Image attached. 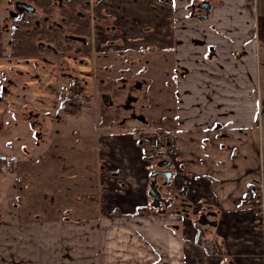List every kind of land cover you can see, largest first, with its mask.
<instances>
[{
    "label": "crops",
    "instance_id": "0c3cea01",
    "mask_svg": "<svg viewBox=\"0 0 264 264\" xmlns=\"http://www.w3.org/2000/svg\"><path fill=\"white\" fill-rule=\"evenodd\" d=\"M201 1L94 0L93 39L96 45L104 39L114 41L123 50L153 46L160 53L173 54L176 122L177 129L181 131L176 134L185 135L193 143H197L192 140L198 138L204 154L210 148L208 142H213L211 137H218V147L222 145L238 154L235 161L232 160V166L251 174L246 178L252 185L250 191L255 192L253 185L257 181H253V169L257 170L256 180L264 187V157L260 155L264 139L259 124L262 120L264 79L258 71V47L261 41L264 42V26L261 33L256 32L257 26L264 25V18L257 21L254 0H208L212 6L211 16L207 20L191 17L189 9ZM100 19L103 20L101 25ZM110 20L112 24L109 25ZM106 25L111 27L107 31ZM109 31L112 33L109 34ZM103 48L96 57L107 58L106 47ZM9 50V46L4 49L5 55ZM66 51L44 52L27 58H0L1 109L10 114L16 108H24V119L37 127L33 131L34 137H28L31 148L24 147L25 160L16 161L14 165L9 161L6 167H14L16 177L23 179L19 184L16 182L21 189L26 185L33 186V189L39 190L40 196L61 193L59 199L66 200L69 206V211L64 209L67 211L65 214L73 213L68 195L75 191L79 200L81 197L86 200V205H92L87 216L92 219L80 223L75 222L71 215L66 222L48 223V216L41 218L25 214L11 222H0V264H258L251 253L256 254L261 249L262 254L264 246V208L261 210L256 206L258 201L253 204L248 200L241 206L234 205L223 214L211 210L214 220H207V224L196 220L204 228V237L198 242L197 228L191 221L189 209L178 213L172 211V214L158 211L139 214L138 207L124 212L108 208V218L97 219L100 213L96 209V200L89 198L95 199L97 174L100 177L101 171L112 163L102 153L121 155L120 145H109L101 153L99 146H88L86 142L80 147L79 141L75 145L73 139H64L62 135L58 138L54 134L58 133L56 129L52 135H47L49 128L45 130L42 116L46 114L43 113L44 108L39 99L31 101L26 91L43 87L46 94L49 81H56L53 77L64 72L55 69L60 65L58 61L66 65L69 56H76ZM78 55L83 58L73 61L83 65L85 55L82 52ZM86 57L91 60L90 56ZM104 63L105 70L108 60L105 59ZM74 83L68 81L61 86L62 100L70 101L69 89ZM60 107H63L61 103ZM64 112L65 115L70 113L68 109ZM122 132L114 131L112 135L99 137L104 142L111 141ZM220 134H224L222 138ZM13 136L14 127L6 134L7 139ZM48 136L53 139L46 147ZM5 140L3 147L13 152L10 147L13 143L9 142L10 139L5 143ZM126 140L132 139L127 136ZM203 140H207L206 144ZM130 147L134 155L124 154L122 159L132 164L124 161L122 167L119 166L123 170L121 175H125L124 180L129 178L126 173L134 175L135 170L130 168L141 170L146 163L144 153L134 145ZM188 167L184 164L183 170L187 171ZM208 168L213 170L211 166ZM115 169L121 172V169ZM212 174L216 176L219 173L215 171ZM113 175L114 184L120 189V184L116 182L119 175ZM200 175L188 181L186 175L179 174L180 182L175 183L186 186V202L191 203L194 195L202 194V187L193 183L200 185V179H204L206 187V173ZM223 178L221 181L225 182ZM90 182L92 188L89 185L82 187V195L79 196L80 189L74 188V185ZM222 194L223 190L221 198ZM247 194L252 196L251 192ZM237 195L240 199L241 194ZM145 196L148 197L146 193ZM254 196L259 200L261 194ZM146 201L149 203L148 198ZM112 213L116 215L112 216ZM206 225L211 226V231L206 230ZM205 236L215 237L207 243L216 250L213 255L202 246ZM262 262L264 264V259Z\"/></svg>",
    "mask_w": 264,
    "mask_h": 264
},
{
    "label": "rangeland",
    "instance_id": "374dc122",
    "mask_svg": "<svg viewBox=\"0 0 264 264\" xmlns=\"http://www.w3.org/2000/svg\"><path fill=\"white\" fill-rule=\"evenodd\" d=\"M15 2L16 0L0 1V30H3V36L1 39L3 49H7L8 46H10V29L12 28L11 16L15 15ZM25 3L33 5L31 1H25ZM58 5L59 4L55 3V9L52 15H50L54 17L52 18V20H45L44 13L40 12L38 9H34L32 12L26 11L28 13L24 12L23 15L18 14L17 17L21 20H31L35 28L37 27V25H40L41 22H46L50 30H52L53 28L60 29V19L58 15L59 11L57 9ZM261 31H263L262 25H260L259 29L260 33ZM41 41L45 43V45L50 43L46 40ZM258 49V71L260 70L262 78L264 79V42L261 41L260 47H258ZM77 58L83 57L79 56L78 54L72 57L69 56L67 58L68 64L66 65H64V63H61V61L59 60L58 64L60 65L56 66L55 69L64 72L62 74H57L56 76H54L53 74V78L56 81H49V86L46 89L47 93H44L43 87L38 89L30 88L29 90H26L28 98L33 102H37L38 99L40 100L39 103H41V107L44 108L43 113H46L42 114V116L44 117L43 119L46 125L45 130L49 128L47 135H52L53 132H55L54 129H56L58 133L54 134L58 135V138L64 136V139H73L74 142L76 141L75 145H77V141H79L80 147H83L86 142L88 146L92 145L95 146V148L99 146L101 148V153L103 152V149L108 147L109 145H120L119 150L121 155H107L102 153V155H104V157H106V159L110 160L112 163L107 167L105 174L101 173L100 177H98L99 173L97 174V190L94 193L95 199L89 198V200H96V209H99L98 214L100 213V217H98L97 219L103 217L108 218V208H112L115 210L121 209V212L139 208V214H146L147 211H149L150 213H155L154 208L150 205V203L146 201L149 196L146 198L145 193L148 195L149 186L145 182V180L147 179V172L154 168L158 156L153 157V159L150 160L151 163L149 164V166L145 163L144 167H141V170L140 168L135 167L130 168L135 170V173H133L134 175H129L126 173V176H129L128 180H124L125 175H121V173H123V170L119 166L122 167V165L124 164L123 162L125 161V159H122L124 154H126V156L134 155L129 148H131L130 146L132 145H136L134 140L135 137L138 139L139 137H142L152 142L160 139L159 137H152V134L155 132V130L175 129L177 127L175 110V97L177 96L173 91V80L174 76L176 75L175 73H173V54H149L145 56L144 59L146 60L144 62H139L141 56L131 57L130 55H128L127 58L124 59V61L126 59L133 60V64H135L134 70L140 68V64L146 65L144 67V70L147 69L146 71L139 72L137 74L135 73L133 74L134 76H132L134 79L137 78L141 81L146 80V82L143 81L147 86L143 89V92H135V95H137V97L140 96V103L136 104L137 106H135V113L138 116H145L146 122L144 124L143 122H138L130 117L128 112H126L127 110L125 111L123 109H118L117 111H114V119L117 120V123L114 124V128L108 131H101V129L96 126L97 119H95L94 117L95 113H93L94 109L92 106L86 105L77 107L75 111L66 113L68 115L64 114V111H66L68 107H60V103L62 104V99L64 97L63 94H61L60 89L61 86L67 84L68 81L70 83H73L74 81L78 80V82H80L83 86L87 87L86 89H88L89 87H91L93 82V71L94 75L96 76V86L99 84L103 85L105 75H107L105 70L103 69V64H105L104 62L106 59L105 57L100 58V56H98L95 59L94 70L93 64H91L92 62L89 61L86 56H84L86 61L83 65L75 64L74 61ZM134 59L136 60L134 61ZM53 62H56V60H54ZM127 76L129 77L128 74ZM133 78L131 79L133 80ZM42 80L43 78L41 79V81ZM86 91L88 93L89 89ZM100 94L102 95V93ZM262 94L263 97L261 107H263V110L261 112L262 120L259 124L264 139V92ZM1 107L3 106H0V157L4 156L7 161L16 164V161L25 160V158L27 157L26 154H24V147L27 146V148H31V141L28 137L29 135L34 137L33 131L37 129V127L33 126L32 122H30L29 120L24 119V117L22 116V113H24V108H16L13 112L7 114L1 109ZM125 117H128L127 122L126 124H124V126L120 127L118 124L123 119H126ZM13 127L14 136L8 138L10 139L9 142L13 143V146L10 145V147L13 149L12 152L9 147L8 148L10 151H8L7 148L3 147V139H6L4 142L7 143V131L12 130ZM119 130L120 132L125 130L132 131L131 136H129L132 140L127 141L126 136H121L123 133L119 137H110L112 138V140H106V142H104L103 138L99 137L103 134H110L111 132ZM28 132H30V134H28ZM176 133L177 132L172 134L174 137H168L173 144H176L178 150H176L177 155L175 159L172 160L173 162L180 161L178 158H181V160H183V163L186 166H189L188 168H186L187 171H184L182 170V168H184L182 165V167H180L182 172H180L183 175L187 176L188 181H191L193 176H199L201 173H206L207 176L206 187L205 183H203L205 182L204 179H200L202 182L199 183L200 185L193 183L195 186L197 185L199 187H202V194L200 196L194 195V197L191 198V203L187 201L189 204H191L190 208H188L189 214L192 215L191 221H193L195 228H197L196 242H198V239H200V237H204V228L196 221L198 220L201 210L204 212V210L206 211L210 209L215 213L223 214L227 208H232L234 205L241 206L242 204H244V202H248V200L253 204L258 201V203H256V206L261 210L264 208V187L262 186V183L258 182L259 180H256V169L252 170L253 181L258 182L254 183L253 185V188H255L254 192L250 191L252 189H250V186L252 187V185L250 182H247L248 178H246L251 174H246L245 170H239L235 165L232 166L234 163H232V160L235 161V156L238 154H235L229 149H226L222 145H220L221 147H218V137H211L213 142H208V146H210V148L206 149L205 152L207 151V154H204L203 150L200 149V146L198 144V138L192 140L197 142L193 143L189 138L187 139L185 135L183 136V134L179 135ZM9 134L11 135V131L9 132ZM147 137H149V139ZM104 138L108 139L107 136H105ZM52 139L53 137L51 136L46 137V147L50 144ZM203 143L206 144L205 141H203ZM261 143H263V141ZM144 146L146 147L145 149L149 148L148 144H145ZM156 147L159 148L162 154L167 151V146L155 143V148ZM135 152H137L136 149ZM156 152L157 150L155 149L154 153ZM260 155L261 157H264V145L263 148H260ZM206 156H208V158ZM229 159H231V161ZM101 162L102 161L99 160V163L102 165ZM125 162L132 164L130 161ZM6 165L7 164L4 163V166L2 168L3 172L0 173V222H11L17 219L18 216L20 217L21 215L25 214H30L34 217L41 216V218L48 216L46 220V222L48 223L56 221L66 222L67 220L71 219V215H73V220H75V222L80 223L92 219L91 216L87 217L90 212L89 209L92 205H86V200L82 199L81 197L79 200L76 197L75 191H71V194L68 195L70 197L69 202L73 204V213L65 214V212L67 211H65L64 209H67L69 211V206H67V202H65L66 200L59 199L61 193H49L50 195L45 194L40 196L38 194L39 190H37L36 188L37 186H34L36 189H33V186L29 187L28 185H26L25 188L21 189L20 187H18L19 185H16V182L19 184L23 179L16 177L17 173L14 167L12 168L11 172L6 171ZM127 166L128 165L123 168H126ZM210 166L211 168H213V170L208 168ZM115 168L121 169V172L115 171ZM215 171L216 173H219V177L218 175L215 176L214 174H212L215 173ZM113 173L120 174L116 180V182L120 184V189H118V187H116V185L114 184L115 180L113 181L112 179L114 175H111ZM200 176L205 177V175ZM221 178H223L225 182L221 181ZM107 179L110 181H108ZM177 181L180 182L179 178H177ZM88 185L92 188V182L87 184H76L74 185V188L79 187V196H81L83 189L82 187H88ZM170 186L178 187L179 185H176V183L173 182L172 184H170ZM222 190L223 198H221L220 195ZM249 192L252 193V196H248L247 193ZM103 193L105 195H103ZM239 193L241 194L240 199H238L239 195H237ZM255 194H261L259 200L257 198H254ZM88 197L90 196L88 195ZM144 209L145 211H143ZM167 212V214H172L171 210H168ZM59 214H61L60 217L56 216ZM111 215L113 216L116 214L112 213ZM213 215L214 213H210L209 216L206 217L207 220L213 221ZM209 221H207V223ZM206 230L211 231V226L206 225ZM262 234L263 231H261V235ZM76 235H78L77 232ZM212 238H207V236H205L202 245L205 247V249V245L208 243V240H212ZM262 249V254L261 249H259L256 254L253 251L251 252L253 253L252 256L254 257H252V259L258 260V264H263L262 260L264 259V246H262Z\"/></svg>",
    "mask_w": 264,
    "mask_h": 264
},
{
    "label": "flooded vegetation",
    "instance_id": "af4514ba",
    "mask_svg": "<svg viewBox=\"0 0 264 264\" xmlns=\"http://www.w3.org/2000/svg\"><path fill=\"white\" fill-rule=\"evenodd\" d=\"M69 0H53V3H57L59 4L57 9L60 12H63L64 8L67 7L66 2H68ZM94 0H85L83 2L84 6L87 8V11L84 9L82 10H77L76 11V15L85 19L86 16L89 19V27H90V34L88 38H81L78 36H72V35H68L71 38L69 40H62L63 43H61V46L58 48H53L51 47L50 50H48V53L51 51H60L63 49H66L68 54H78V52H82V54H84L85 56H90L91 58V64H93V70L95 68V59L97 58V54L99 53V50H104L103 46L106 47V51L107 53V58L106 60H108V65L105 66V72L107 75H105V80L103 81V85L99 84L96 86V76L94 75V71H93V82L91 87H89V105L88 106H92L94 109V117L95 119H97V127L101 129V131H105V130H111L112 128H114V124L117 123V120L114 119L115 113L114 111H117L118 109H123V110H127L126 112H128V114L130 115V117L132 119H135L136 121H140L143 122V124L146 122L145 116H138L135 113V106H137L136 104L140 103V96L137 97V95H135V92H139L142 91L143 89L146 88V84H144V82H146V80H139L137 78H133L132 76H134L133 74H137L139 72H144L146 70H144V67L146 65L140 64V68H138L137 70H134V66L135 64H133V60H125V58H127L128 55H130L131 57L133 56H141V59L139 62H144L146 59L145 56L149 55V54H156V53H160L161 51H159L157 48L153 47V46H147L145 48H139L137 50H123L122 47H120L118 44H116L114 41L111 40H104L103 42L100 41V43L98 45L95 44L94 41V26H95V18L93 13V5H94ZM203 2H208L210 8H209V12L206 13L204 10H198V5L203 3ZM254 5H255V16L257 21L260 18H264V15H258L257 13V0H254ZM15 15L11 16V19L16 18L18 20L19 19L17 16L18 14H22L28 13V12H32L35 8L30 5V4H26L25 0H16L15 4ZM32 7V8H31ZM31 8V9H29ZM212 6L211 3L208 0H203L201 2H199L198 4H196L195 6L193 5L191 7L190 10V16L193 18H196V15L201 13V14H207V18L205 20H207L210 16H211V11H212ZM28 11V12H26ZM58 13V15H59ZM45 20H52V18H54L52 15V13H44ZM59 25L60 27H62L63 25V21L64 19H66L63 15H59ZM199 19V18H196ZM199 20H204V19H199ZM264 20V19H263ZM102 21L100 22V25L103 24V20H99ZM105 22V21H104ZM41 23H46V22H41ZM40 23V24H41ZM109 25L112 24V21L110 20ZM99 25V26H100ZM109 25H106L108 27L107 30H109L111 27ZM38 26V25H37ZM264 25H262L263 27ZM260 29V26H257L256 28V32L258 33ZM112 31H109V34H111ZM68 39V38H67ZM53 44V43H50ZM86 45H88V50L85 51V47ZM166 51V50H165ZM145 55V56H144ZM136 59H134L135 61ZM123 66V67H122ZM98 71V70H97ZM127 74L129 75V77L127 76ZM133 78V80L131 79ZM144 81V82H143ZM100 87H105L106 89L104 90H100ZM85 88V86L83 87V85H80V82L75 81V83L72 85V87L69 89V94L71 95L72 93H74L75 91H83V92H87L86 90H88ZM102 93V95L100 93ZM70 98V97H69ZM176 98V97H175ZM177 99V98H176ZM71 101V99H70ZM69 101V102H70ZM71 105L75 108H77L76 106H74V104H72V102H70ZM104 107L106 108V110L111 113L112 115V119L104 124L103 126H98L99 125V120H100V108ZM126 119H123L118 125L120 127L124 126V124H126L128 117H125ZM175 132H181L180 130L177 129V127L175 129H157L155 130V132L152 134V137L155 138H160L159 140H155V141H148L145 138L139 137L136 138L135 137V144L134 146L137 147V149L141 150L144 153L145 156V162L148 164L151 163V159H153V157H157V162L154 166V168L152 170H150L149 172H147V184H148V189H150V187H155L156 191L159 193V197H157L158 199L156 201H154V199L152 197L149 196L148 194V198H149V203L150 205L154 208L155 211L158 212H167L168 210L171 211H175V212H179L180 210L183 211H187L188 208H190V204L186 202V186L183 184L180 185V187H175V186H170V184H172L173 182H177V178L179 176V174L181 173V169L180 167H184V163L183 160H181V158H178L180 161H174L172 159H175L176 155H177V147L176 144L172 143L170 141V138L168 137H174L172 134H174ZM122 136H131L132 131H128L125 130L122 132ZM113 132H111L108 135H112ZM106 135V134H105ZM221 135L224 134H220V138ZM149 139V137H147ZM203 141H207V140H203ZM156 144H160V145H164L167 146V151L162 154L159 150V148H155V143ZM151 143V144H150ZM145 144H148L149 148L145 149L146 147L144 146ZM204 144V143H203ZM144 148V149H143ZM157 150L156 153H154V150ZM177 150V151H176ZM163 156V157H162ZM173 162V163H172ZM184 168H182L183 170ZM99 172L101 170H98ZM106 172L105 171H101V173ZM115 174V173H113ZM111 174V175H113ZM117 174V173H116ZM115 174V175H116ZM120 175V174H117ZM210 213H213L211 210H204V212L201 210L200 211V215L198 217V220L201 222H207V218L209 216ZM197 220V221H198ZM201 238V237H200Z\"/></svg>",
    "mask_w": 264,
    "mask_h": 264
},
{
    "label": "trees",
    "instance_id": "16d2710c",
    "mask_svg": "<svg viewBox=\"0 0 264 264\" xmlns=\"http://www.w3.org/2000/svg\"><path fill=\"white\" fill-rule=\"evenodd\" d=\"M1 1V0H0ZM31 1L32 6L38 9L42 13H53L55 9V3L53 0H25ZM85 0H69L66 2L67 7L64 8L63 12L59 15H63L66 19L62 22L63 25L60 29L53 28L50 30L46 23H41L36 28L33 26L31 20H18L16 18L11 19L12 28L10 29V50L5 55L3 44L1 43L3 30H0V58L2 57H36L44 52H48L51 47L58 48L61 46L62 40H69L72 36H78L81 38H88L90 34L89 19L86 16L85 19L76 15L77 10H86L83 2ZM257 13L258 15H264V0H257ZM1 29V28H0ZM68 38V39H67ZM41 40L49 41L45 45ZM70 42V40H69ZM88 45L85 47L87 51ZM106 89L105 87H100V90ZM63 108H67L69 111H75L77 108L73 107L69 100L64 99L62 104ZM112 119L111 113H109L106 108H100V120L98 126H103ZM7 159L0 157V173L3 172L4 163H8ZM14 165V163L12 162ZM13 168V167H12ZM7 168L6 171L12 170ZM91 188V187H90ZM252 187L250 186V189Z\"/></svg>",
    "mask_w": 264,
    "mask_h": 264
},
{
    "label": "built area",
    "instance_id": "2783aa9c",
    "mask_svg": "<svg viewBox=\"0 0 264 264\" xmlns=\"http://www.w3.org/2000/svg\"><path fill=\"white\" fill-rule=\"evenodd\" d=\"M70 99L72 102V104H74V106L76 107H82V106H86V105H89V94L86 92H83V91H75L74 93H72L70 95ZM208 249V252L209 254L213 255L215 254L216 250H214V248L210 247V245L206 244L205 245ZM219 253V251H218Z\"/></svg>",
    "mask_w": 264,
    "mask_h": 264
},
{
    "label": "water",
    "instance_id": "95a60500",
    "mask_svg": "<svg viewBox=\"0 0 264 264\" xmlns=\"http://www.w3.org/2000/svg\"><path fill=\"white\" fill-rule=\"evenodd\" d=\"M31 8H29V9H31ZM209 8H210V6H209L208 2H203V3H201V4L198 5V10L199 11L200 10H204L206 13L209 12ZM196 18L204 19L205 20L207 18V14H201V13H199V14L196 15ZM148 194H149L150 197H152L154 199V201H156L158 199L157 197H159V193L156 191L155 187H150V189L148 190ZM199 223L206 224L207 222H201V221H199Z\"/></svg>",
    "mask_w": 264,
    "mask_h": 264
}]
</instances>
